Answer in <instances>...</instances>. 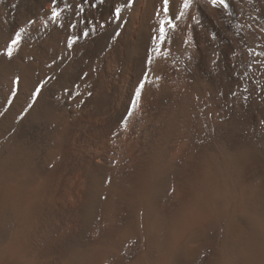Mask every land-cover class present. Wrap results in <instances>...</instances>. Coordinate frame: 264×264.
Returning a JSON list of instances; mask_svg holds the SVG:
<instances>
[{
  "label": "bare ground",
  "instance_id": "bare-ground-1",
  "mask_svg": "<svg viewBox=\"0 0 264 264\" xmlns=\"http://www.w3.org/2000/svg\"><path fill=\"white\" fill-rule=\"evenodd\" d=\"M182 3L169 0L177 28L160 51L162 0H57L70 5L60 27L51 0H0V185L45 181L26 215L0 214V231L36 264L74 252L88 264H157L150 221L178 188L243 189L244 206L264 210L247 198L264 186V0H228L231 16L194 3L175 21ZM68 35L80 37L71 50ZM237 203L216 200L206 246L194 256L199 234L182 240L171 264H217L218 247L238 256Z\"/></svg>",
  "mask_w": 264,
  "mask_h": 264
},
{
  "label": "clouds",
  "instance_id": "clouds-1",
  "mask_svg": "<svg viewBox=\"0 0 264 264\" xmlns=\"http://www.w3.org/2000/svg\"><path fill=\"white\" fill-rule=\"evenodd\" d=\"M58 118V117H56ZM250 149H242L250 154ZM207 171V170H206ZM45 188L44 178H38L30 186L16 184L0 185V214L11 211L17 218L26 215L30 203L42 198ZM231 195L238 200L231 216L236 235L240 241L239 255H234L222 247L217 248V264H264V210H249L243 204L244 190L239 193L220 192L204 185L188 191L178 188L175 206L153 211L150 229L156 238L157 264H171L172 253L181 241L202 234L209 221L219 222L215 201ZM248 199L264 204V186L259 182L248 192ZM0 264H36L33 257L25 253L14 240L0 245ZM61 264H88L83 253L74 252L62 259Z\"/></svg>",
  "mask_w": 264,
  "mask_h": 264
},
{
  "label": "snow or ice",
  "instance_id": "snow-or-ice-1",
  "mask_svg": "<svg viewBox=\"0 0 264 264\" xmlns=\"http://www.w3.org/2000/svg\"><path fill=\"white\" fill-rule=\"evenodd\" d=\"M100 2L102 3V0H100ZM51 3H52V8L50 10V14L48 15L47 19H48V21H51L52 23H54L55 25L60 27L63 25V23L65 21V17L62 15V13L64 11H66V9L68 7H70V5L65 4L64 7L61 8V7L57 6V0H51ZM134 3H135V0H126V4L128 7H131ZM194 3H199L201 5L208 4V5H211V7L214 9L222 8V9H224L225 14H227L229 16H231L233 14L229 10L228 0H183V3L181 5L182 10L175 17V21H180L181 18L186 14V12L189 10V8ZM96 6H97V4H95V3L92 4L93 8H95ZM124 7H125V5L121 4L119 7L114 8V16L116 18L120 17L121 11ZM83 11H84L83 7H78L76 15L79 16L81 13H83ZM168 13H169V0H162V9L159 7L155 9V15H156V18L158 19V25L159 26H158V29H154L153 31L158 32V35L154 34L152 36V40L156 41L158 43L160 51L165 50V48L163 46L165 45L166 42H168L169 44L171 43V41L169 39L168 30L175 31V29L177 28V24L168 15ZM250 18L253 20L255 19L254 16H251ZM192 20L195 21L196 23H199V20L197 19V17L195 15L192 16ZM68 27H69V31L74 30L76 27L75 21L70 22ZM240 27L242 28L243 26L241 25ZM261 31H264V27L261 28ZM88 34L89 33L87 31H84L81 35L83 37H87ZM119 35H120V33L117 32L115 34V36L113 37V39L117 38ZM211 38L213 40H215V38H216L215 34H212ZM79 39H80V37H78L76 35H68L67 36V47H68V49L71 50L72 47L74 46V44H76ZM194 43H195L194 39H192V38L183 40V44L186 46H194ZM187 59L190 60V57ZM212 63H216V61L213 60ZM86 75L87 74H85V76ZM17 85H18V82H17ZM138 87H139V85H138ZM42 91H43V85H39L37 87V90L34 93V96L36 99L39 98ZM233 95H235V93H233ZM133 99H135V96L133 97ZM33 103H35V100L33 101ZM25 115H26V113H25Z\"/></svg>",
  "mask_w": 264,
  "mask_h": 264
},
{
  "label": "rangeland",
  "instance_id": "rangeland-1",
  "mask_svg": "<svg viewBox=\"0 0 264 264\" xmlns=\"http://www.w3.org/2000/svg\"><path fill=\"white\" fill-rule=\"evenodd\" d=\"M5 213H6V211L4 212V214L3 215H5ZM231 221V217H230V219H229V222ZM231 224V222L229 223V225ZM231 228H234L235 229V225H233V224H231V226H230ZM233 229V230H234ZM1 230V229H0ZM235 231H236V229H235ZM2 233L4 234V232H2V231H0V235L2 236V239H0V243H1V245H5V244H7L8 242H7V240H8V236H7V234L5 233V235H2ZM6 236V237H5ZM200 236H202V237H200ZM6 238V240H5V238ZM1 238V237H0ZM10 238V237H9ZM198 238V236L196 237V239H194L193 241H191L190 240V243L191 244H189V246H187V248L189 249L188 250V252L190 253V254H194V256H196L197 255V252L199 253L200 252V250H201V248H203V246H206V239H205V237H204V235L203 234H199V240L197 239ZM3 239H4V241H3ZM11 239V238H10ZM202 239V240H201ZM8 241H11V240H8ZM198 241V242H197ZM195 242V243H194ZM197 243V244H196ZM192 247V248H191ZM196 254V255H195ZM114 264V263H113Z\"/></svg>",
  "mask_w": 264,
  "mask_h": 264
}]
</instances>
